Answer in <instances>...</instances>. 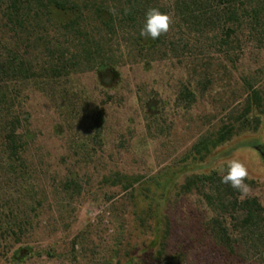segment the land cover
Wrapping results in <instances>:
<instances>
[{"label": "rangeland", "instance_id": "rangeland-1", "mask_svg": "<svg viewBox=\"0 0 264 264\" xmlns=\"http://www.w3.org/2000/svg\"><path fill=\"white\" fill-rule=\"evenodd\" d=\"M169 15L181 46L174 57L126 56L101 75L10 82L25 118L20 132L32 137L23 154L27 182L0 168V264H162L163 241L169 264H264L260 253L246 261L223 247L204 196L184 188L189 178L220 174L238 158L250 177L241 197L264 205V155L239 145L264 144V108L254 112L257 129L238 131L203 160L192 155L203 135L241 110L248 82L264 87V34L246 27L223 46L215 38L222 29L196 39ZM185 85L195 101L179 99ZM65 91L77 103L74 114L61 100ZM99 109L104 121L97 126ZM125 175L140 181L127 190ZM15 221L30 222L21 242L7 230Z\"/></svg>", "mask_w": 264, "mask_h": 264}, {"label": "trees", "instance_id": "trees-1", "mask_svg": "<svg viewBox=\"0 0 264 264\" xmlns=\"http://www.w3.org/2000/svg\"><path fill=\"white\" fill-rule=\"evenodd\" d=\"M151 8L175 12L179 27L187 26L196 39L210 28L222 29L225 35L216 32L215 38L223 46L246 27L257 31V37L264 34V0H0V168L28 181L23 154L32 135L20 132L25 118L16 109L18 96L11 81L41 79L50 83L73 74L113 71L126 56L152 60L157 53L160 57L178 55L181 46L173 40L171 26L155 40L140 35ZM235 38L234 42H240ZM255 83L248 82L241 110L235 109L229 122L194 144L195 158L205 159L240 130L259 127L261 118L254 112L264 108V87ZM68 94H61V100L68 101L67 107L74 114L77 103ZM179 99L193 102L196 92L185 85ZM102 121L104 113L99 109L97 126ZM239 145L254 146L264 155L260 141H242ZM119 175L113 180L115 185L121 181ZM124 181L129 190L140 177L125 175ZM70 183L77 182L73 178L67 185ZM193 187L213 210L210 225L223 247L246 261L252 258V251L264 257V205L258 197L242 198L240 192L221 183L217 171L189 178L184 188L190 192ZM26 225L30 222L15 221L7 230L21 242ZM166 246L163 241L158 253L162 264L170 263L164 258ZM15 255L18 258L19 251Z\"/></svg>", "mask_w": 264, "mask_h": 264}, {"label": "clouds", "instance_id": "clouds-1", "mask_svg": "<svg viewBox=\"0 0 264 264\" xmlns=\"http://www.w3.org/2000/svg\"><path fill=\"white\" fill-rule=\"evenodd\" d=\"M172 18L169 14L161 12L157 8H151L146 13V18L143 27L140 30V35L150 37L155 40L162 34L169 31ZM221 183L230 185L231 188L237 190L241 194H246L249 191V186L246 180L249 179V170L247 165L238 158L228 160L226 165L220 168Z\"/></svg>", "mask_w": 264, "mask_h": 264}]
</instances>
